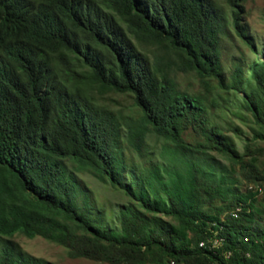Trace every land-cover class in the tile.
<instances>
[{
	"label": "trees",
	"instance_id": "1",
	"mask_svg": "<svg viewBox=\"0 0 264 264\" xmlns=\"http://www.w3.org/2000/svg\"><path fill=\"white\" fill-rule=\"evenodd\" d=\"M246 1L0 0V264H57L16 233L110 264H264L258 189L235 188L212 114L239 100L264 129ZM108 185L130 198L116 213Z\"/></svg>",
	"mask_w": 264,
	"mask_h": 264
},
{
	"label": "rangeland",
	"instance_id": "2",
	"mask_svg": "<svg viewBox=\"0 0 264 264\" xmlns=\"http://www.w3.org/2000/svg\"><path fill=\"white\" fill-rule=\"evenodd\" d=\"M217 1L219 5H222L227 10L229 9L225 3V0ZM246 9V20L250 25L253 34L257 38L259 51L264 52V0H247ZM249 54L253 57V60L255 56H257L252 52H249ZM181 80L185 86H189L193 81L195 82V77L194 75L190 74L182 75ZM199 89H201V86ZM95 92L100 94L102 96V100L104 101L109 102L107 96L111 95L115 97L117 101L125 102V97L115 92L101 94L99 93L98 89H95ZM235 97L236 95L226 96V98H229L232 101L235 99ZM235 105L236 106H233L230 109L224 110L222 112L224 104H221V106H217L219 108H214L212 110V114L214 118L220 122L223 132L232 140L234 139L235 145L237 146L239 152L243 155V162H233L227 156L221 154L217 155V158L228 167V172L231 178L236 179L237 182L234 186L237 191L247 192L251 189L257 190L258 185L263 187V191L259 193V199L257 203L260 207H264V139L256 137L257 132L259 130L263 131L264 129L257 125L251 111H249L244 106L241 108L238 107L239 100L235 102ZM235 128L240 129V131H236ZM185 136L188 141L193 142L197 139V135L191 131V129L186 132ZM253 157L257 158L255 164L256 168L254 169H252L251 166ZM249 169H252V172ZM94 183L100 188L105 187L95 180ZM111 188L112 186L108 185V189H101V192L108 197V202H106L105 205L108 208L112 207L113 211L116 213L117 206L120 207L129 203L130 198L123 195L122 192L111 191ZM97 189L99 188H96V190ZM235 203L236 200L233 199L232 204L234 205ZM217 204H221L220 200H216L214 204L206 207L207 210H209V213H217L215 208V205ZM224 215L225 212L223 211L221 216ZM164 217L166 219L175 221L174 218H171L170 216ZM256 221L262 228H264V213L258 214ZM215 233L218 234V231L216 230ZM239 236L241 237L242 235L240 234ZM13 238L30 253L36 256L44 257L57 264H110L108 262L96 261L85 257H71L69 255L68 249L65 246L54 241L47 240L42 236L29 238L23 233H16Z\"/></svg>",
	"mask_w": 264,
	"mask_h": 264
},
{
	"label": "built area",
	"instance_id": "3",
	"mask_svg": "<svg viewBox=\"0 0 264 264\" xmlns=\"http://www.w3.org/2000/svg\"><path fill=\"white\" fill-rule=\"evenodd\" d=\"M262 191H263V187H261V186L258 185V192L261 193ZM232 216L238 218V217L241 216V214H234ZM222 246H224V244L214 243L212 245V247H210V248L213 250L215 248L222 247ZM225 255H229V258H230V256L232 255V250H227Z\"/></svg>",
	"mask_w": 264,
	"mask_h": 264
},
{
	"label": "bare ground",
	"instance_id": "4",
	"mask_svg": "<svg viewBox=\"0 0 264 264\" xmlns=\"http://www.w3.org/2000/svg\"><path fill=\"white\" fill-rule=\"evenodd\" d=\"M217 241V240H216Z\"/></svg>",
	"mask_w": 264,
	"mask_h": 264
}]
</instances>
